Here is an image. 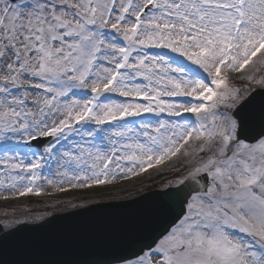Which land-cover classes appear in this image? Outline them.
Here are the masks:
<instances>
[{
	"label": "snow or ice",
	"instance_id": "obj_1",
	"mask_svg": "<svg viewBox=\"0 0 264 264\" xmlns=\"http://www.w3.org/2000/svg\"><path fill=\"white\" fill-rule=\"evenodd\" d=\"M165 170L47 264H264V0H0V200L84 208ZM23 212L0 257L51 222Z\"/></svg>",
	"mask_w": 264,
	"mask_h": 264
},
{
	"label": "water",
	"instance_id": "obj_2",
	"mask_svg": "<svg viewBox=\"0 0 264 264\" xmlns=\"http://www.w3.org/2000/svg\"><path fill=\"white\" fill-rule=\"evenodd\" d=\"M157 193L146 195L154 196ZM118 204L121 203L92 206L88 210H78L81 211L79 215H74L76 211L57 215L62 217L50 218L51 222L45 223L35 232L16 234L5 245L0 264L4 261L8 264H47L50 261L74 258L91 238L114 221L135 211L115 207Z\"/></svg>",
	"mask_w": 264,
	"mask_h": 264
},
{
	"label": "rangeland",
	"instance_id": "obj_3",
	"mask_svg": "<svg viewBox=\"0 0 264 264\" xmlns=\"http://www.w3.org/2000/svg\"><path fill=\"white\" fill-rule=\"evenodd\" d=\"M236 83L241 84L242 86H245V83L243 81H236ZM168 173L167 176H165ZM165 176V178H164ZM177 174L171 170H165L162 174L159 175H151L145 174L142 182H136L133 184H128L127 189L125 191H120L119 189L115 190L112 195L117 197V199H99L96 198L95 202L87 203L84 208L92 205L97 204H107V203H116V202H123V201H129L136 197H139L143 194H145L147 189L149 188H155L160 187L162 184H164L168 179H174L176 178ZM146 191V192H145ZM74 194H69L67 196H62L61 199L68 200L73 199V202L75 203H82L83 201L80 199H74ZM37 202V204H34ZM45 202L51 203L52 198H37V197H24L20 198L19 200H10V201H2L0 200V220H3L5 218L7 219H13L14 216H23L27 215L28 213H24L23 209L28 208L31 210V214H39L43 212H50L52 213L51 216L61 213H66L69 211H74L76 209L67 208L64 209V205H60L58 208H45L43 205ZM79 209V208H78ZM4 212H8V217H5L3 215ZM49 216V217H51ZM46 217L45 219L49 218ZM41 221H37L36 223H39Z\"/></svg>",
	"mask_w": 264,
	"mask_h": 264
},
{
	"label": "trees",
	"instance_id": "obj_4",
	"mask_svg": "<svg viewBox=\"0 0 264 264\" xmlns=\"http://www.w3.org/2000/svg\"><path fill=\"white\" fill-rule=\"evenodd\" d=\"M34 204H37V202H35Z\"/></svg>",
	"mask_w": 264,
	"mask_h": 264
}]
</instances>
